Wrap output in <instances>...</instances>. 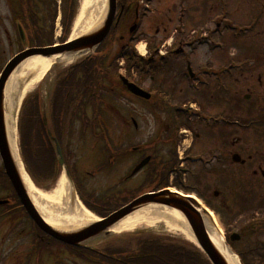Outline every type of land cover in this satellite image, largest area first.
Segmentation results:
<instances>
[{
  "label": "flooded vegetation",
  "instance_id": "1",
  "mask_svg": "<svg viewBox=\"0 0 264 264\" xmlns=\"http://www.w3.org/2000/svg\"><path fill=\"white\" fill-rule=\"evenodd\" d=\"M131 1L120 0L121 11L106 39V43L119 46L121 51L133 39L135 30L133 34L129 30L133 20L137 23V29L142 27L147 33L150 30L149 25L142 26V19L138 22L139 8H133ZM168 1V13L157 11L160 20L155 19L158 27L154 36L161 31L165 34L168 31L166 24L171 25L174 21L175 31L170 30L172 35L177 31L175 27L178 22L185 20L187 32L179 34V39L189 40L184 41V45L200 38L201 46L214 54L213 60L191 66L192 52H185V63L190 65L191 74L187 66L181 65L183 72L170 68V74L175 79L178 77L177 80L172 81L168 75L169 81H172L169 85L161 79L154 86L159 92L154 104L164 106V109H158L159 115L162 119L172 120V127L165 131L174 133L176 126L184 124L191 138L192 148L182 161L178 157L176 160L172 158L169 179L180 190L194 194L218 216L232 212L231 203L223 191L228 185H233L236 194L232 202L240 208L238 213H241L248 200L256 203L264 201V0ZM131 6L133 14L130 12ZM170 39V49H165L159 58L167 53L183 52H177L172 47L177 37L171 36ZM144 60V64L151 62L152 54ZM210 61L218 64H209ZM142 63L137 64V68ZM162 65L166 64L160 63V68ZM184 78L186 80H182ZM180 83L186 86L184 97V87ZM162 92L166 95L162 96ZM192 101L194 106L189 103ZM176 119L180 120L179 124L173 122ZM149 151L144 145L120 148L110 145L103 151L106 153V166L93 171L99 173L104 168L112 169V166L126 159L132 165L131 170L122 174L123 179L139 177V185L143 187L147 175L145 170L142 168L134 174L131 171ZM73 152L70 150V153ZM234 155L236 162L232 161ZM71 157L74 159L73 155ZM72 166V175L83 182L84 173ZM84 172L93 175V172ZM5 186L0 183V188ZM1 199L5 201L2 207H6L0 209V213L8 216L19 211L24 214L13 194H3ZM37 236L38 241L17 243L10 238L0 240V264H65V246L44 233ZM156 237H159V233L151 234V231L138 229L122 235L120 240H106L101 246L100 241L82 247L80 251L89 255L91 264H166L169 259L167 255H171L170 264H187L191 260V251L186 249L188 245L184 241L174 240L172 236V239L162 240ZM67 258L74 260L79 257Z\"/></svg>",
  "mask_w": 264,
  "mask_h": 264
},
{
  "label": "rangeland",
  "instance_id": "2",
  "mask_svg": "<svg viewBox=\"0 0 264 264\" xmlns=\"http://www.w3.org/2000/svg\"><path fill=\"white\" fill-rule=\"evenodd\" d=\"M37 1L36 7L39 11V17L41 19H46L45 24L43 26V29L48 32V36L51 39V42L53 43H60L61 39H66L69 37V35L72 33L73 26L60 30V26L56 25L53 21H51V13H52V7L53 4L49 0H46L45 2ZM76 1V16L75 20L81 16L80 8L82 4V0H75ZM61 5V0H57V7L59 9V6ZM133 7L139 8L140 16L138 17L139 21L142 19V26H150L149 33L142 30V27L138 29L139 31L137 33L134 32L133 41L132 44L136 41H140L146 44V49L149 50L148 54H155L152 55V61L150 62L151 68H147L148 66L137 68V65L135 67H131L130 71H125L121 68L122 62L121 60L116 61L117 69L112 70L116 71V74H118V71L122 74L129 75L133 81H135L137 84H141L145 89L149 90L150 92H155V84L160 82V80L166 81L164 84L169 85L172 81L177 80V78H174V75L170 74L169 69L172 68L175 71H184L182 66H185V62L181 57L178 56V54L173 53H167L165 57L159 58L160 56L158 53L154 52V49H159L162 44H164V41L166 39L170 38V30L173 31V23L171 25H167L168 31L163 34V32H159L158 36H154L155 30L158 27V24L156 23V20L158 19V12L168 13V8H170V3L168 0H134ZM158 11V12H157ZM145 13V14H144ZM144 14V15H143ZM151 14V15H150ZM156 19V20H155ZM74 20V21H75ZM75 23V22H73ZM74 25V24H71ZM186 30V29H185ZM62 33V34H61ZM177 34V33H176ZM60 35H63L62 37H59ZM47 36V37H48ZM148 37V39H147ZM136 38V39H135ZM166 39V40H167ZM184 41L188 42V39L185 40H179L176 43V46L173 48H177L176 50H182L183 53L192 52L190 59V65L191 66H198L200 63H206L209 60L214 59V54L207 51L206 48L201 47L198 44V41H194L191 43H188V45L184 46ZM27 46V43L25 41L23 44L19 43L16 26L12 21L9 8L7 6L6 0H0V71L5 65V63L13 57L16 53L21 51ZM114 45H110L109 52H114ZM133 49V48H132ZM165 49H168V45L165 44ZM134 50V49H133ZM164 50V49H163ZM135 52V50H134ZM219 59V58H218ZM78 60V59H77ZM216 62V61H215ZM161 64L162 65L160 68ZM69 63H63L59 62L54 64L48 73L44 76V78L34 87L31 91L28 92L27 95L34 96L37 95L40 97L41 100V107L47 106L48 98L50 92L53 90L55 83L57 82V78L61 72H64L65 68L68 66ZM121 64V65H120ZM159 64V66H158ZM209 64H214V62H209ZM218 63L216 62L217 65ZM182 65V66H181ZM147 68V69H146ZM145 70V71H144ZM148 70L151 71V74H148ZM144 71V72H143ZM111 72V71H110ZM143 72V73H142ZM146 73V74H145ZM167 75H166V74ZM145 74V75H144ZM114 73H110V78L113 76ZM168 75L171 76L172 81H169ZM115 78V77H114ZM115 80V79H111ZM183 80V79H182ZM163 82V81H162ZM115 86V85H114ZM180 86H183V92L182 97H184V92L186 90L185 83H180ZM117 87V86H115ZM124 93V94H121ZM102 100L98 106V114L103 118V126L108 132V139L110 140V145L113 147H127L130 145H150L153 144V146H156V152L155 156L163 157L165 155V152L170 149V145L167 143H164V140L160 138L161 130H162V118L159 111H154V107L151 106L150 103L143 102L137 98H133L132 96L126 94V92H123L121 89L116 95L111 92H107L103 90ZM26 95V96H27ZM19 112V111H18ZM86 119L88 122L91 121V119L94 117V113L92 112V109L90 107L87 108L86 111ZM129 115L132 116L133 119H130ZM19 116V121H20ZM17 120V118H16ZM134 121V122H133ZM72 130L69 132L65 131L66 127H63V130L65 133H63L64 139L67 138L66 144L63 146L64 150L67 151V154H70L71 151H75L77 156H80V167L83 169L87 168H94L95 170L97 167L101 168L104 167L107 163V159L103 158L100 159H93V153L92 147L95 146V141L91 137V135H86L85 137H79V127H80V121H74L72 122ZM94 123V122H93ZM91 122V132L92 135L96 134L98 135L99 129L96 128L95 124ZM137 128H135V126ZM94 132V134H93ZM70 134V135H69ZM69 135V136H68ZM16 136H17V148L19 153V158L21 159L20 150H19V140H18V133L16 129ZM154 138L157 139V141H153ZM100 145H102V142H99ZM68 145H76L78 146V149L75 147H70ZM80 146H87L89 149L88 155L90 158L85 157V152H81ZM70 149H67V148ZM98 155V154H97ZM105 158V157H104ZM83 159V161H82ZM162 159V158H161ZM164 157L162 161H164ZM22 160V159H21ZM97 160V163H96ZM96 163V165L94 164ZM76 164V165H77ZM131 164V161H128L126 159L122 160L121 162H118L114 166H112V169H106L104 168L102 170L101 177L99 175H96L98 172L92 171V176H86L85 178V184H83L82 189L85 192H91L92 194H96L98 198L105 196L109 194L111 191L114 193L120 191V193H125L128 191H131L135 189L137 184H139V177L133 178V180H124L122 177V174L124 175L127 170L129 169ZM99 170V169H98ZM115 173V175L113 174ZM55 183H46L42 184L43 187H37L38 190L46 191V193H51L55 191L59 187V175ZM91 177V178H89ZM166 185H169V181L165 182ZM151 185L157 186L156 183H151ZM49 186L47 189L44 187ZM171 187V185H170ZM4 188V187H3ZM132 192V191H131ZM3 191L0 190V196H3ZM237 213V208L235 212L230 216H223V217H215L216 222L218 226L221 228L223 235L227 237V234H231L232 232H238L241 233V227H244L247 224V221L252 213H256V215L259 216V218H264V205H260L258 208L256 206H251L250 203H247V205L244 207L243 212H241L239 215H235ZM239 216V217H238ZM8 216L2 215L0 213V240H8L7 238H10L12 241H16L19 243V241H30L32 238L29 235V228L26 231V226L28 224L24 219L17 218L15 221L16 223L13 225L12 221H9L7 219ZM141 226H152L151 228L157 229L161 234L159 236L163 238H171L173 237L174 240L177 241H184L185 238L183 235L176 230H171L167 225H165V222L163 220H160L159 223L156 224H148L143 223ZM139 227H136L134 229H137ZM24 228L26 231V237L23 235L19 236V231H21ZM133 231V230H132ZM129 231V232H132ZM242 240L238 244L235 245L237 249L240 251H248L250 248H253L256 242V245L259 246L258 251L257 249L254 252L253 256L246 255L245 258L249 259L250 264H264V247H261L264 245V232L261 234H257V237L253 235V233L243 232ZM121 237V236H119ZM184 238V240L182 238ZM109 240H116V237L113 235ZM248 249V250H247ZM257 252V253H256ZM248 254V253H246ZM68 264H71V261H69ZM78 264H83L79 261Z\"/></svg>",
  "mask_w": 264,
  "mask_h": 264
},
{
  "label": "bare ground",
  "instance_id": "3",
  "mask_svg": "<svg viewBox=\"0 0 264 264\" xmlns=\"http://www.w3.org/2000/svg\"><path fill=\"white\" fill-rule=\"evenodd\" d=\"M79 16L73 25L70 38L85 33L87 30L95 28L101 21L106 9V0H82ZM74 55H54L51 57L34 56L15 68L6 82L4 89V113L8 132V141L13 158L17 164L20 176L27 190V193L34 203L36 209L44 220L54 228L70 230L79 228L97 219L87 210L69 184L60 178L59 187L46 193L38 190L28 178L23 165L20 163L17 148L16 136V115L23 97L31 91L42 80L52 64L72 61ZM202 225L205 227L212 243L222 254L227 264H241L240 260L226 246L222 230L211 222V219L200 209H197ZM159 220H164L165 225L171 230H179L186 239L195 242L190 228L182 214L169 207L151 205L143 207L117 222L110 231L123 232L139 227L143 223L156 224ZM173 221V222H172Z\"/></svg>",
  "mask_w": 264,
  "mask_h": 264
},
{
  "label": "water",
  "instance_id": "4",
  "mask_svg": "<svg viewBox=\"0 0 264 264\" xmlns=\"http://www.w3.org/2000/svg\"><path fill=\"white\" fill-rule=\"evenodd\" d=\"M109 18L106 21H104L102 26H100L97 30H94L66 44H62L54 47H47V48H30L28 50H25L20 54H18L17 56H15V58H13L5 67L0 77V155L4 163L5 172L8 175L16 193L18 194L22 204L25 206L31 218L44 231L66 243L76 244L80 241H84L90 237H93L99 233L107 232V229H109L112 225L120 221L129 213L137 209H140L142 207H148L154 204H161V205L166 204L178 210L184 216L194 237L197 239L201 247L207 253L213 264H227L222 254L216 249V247L210 241L206 229L202 225L203 223H202V219L200 218V215L193 209L192 206H190L188 202H184V200H182V198L175 193H170L171 194L170 196L165 195L164 192L146 194L142 197L135 199L133 202L123 207L122 209L112 213L104 220L88 224L87 226H84L82 228L70 232H60L50 227L48 224H46V222L42 218H40V215L34 208L33 204L31 203L26 193V190L20 180L16 168V164L12 157L10 146L7 141L6 126L4 120V107H3V99H4L3 90L6 80L8 79L9 75L14 70V68L20 62H22L28 57L38 54L44 56H50L52 54H57V53H74V52H82L85 50H91L93 47H95L100 43V41L107 33L110 25ZM130 87H131L130 88L131 91H133L135 94L144 95L142 92L138 91L137 88L132 86ZM56 151L58 156H60L59 162L60 164H62L63 161L61 158V152L57 143H56ZM143 163L144 161L141 164ZM231 239H233V236H231Z\"/></svg>",
  "mask_w": 264,
  "mask_h": 264
},
{
  "label": "trees",
  "instance_id": "5",
  "mask_svg": "<svg viewBox=\"0 0 264 264\" xmlns=\"http://www.w3.org/2000/svg\"><path fill=\"white\" fill-rule=\"evenodd\" d=\"M65 2L66 0H64L61 20V24L64 29L69 26L70 21L73 18V11L69 5L70 0H67L68 5L66 6ZM31 29L33 31L31 43L42 45L51 41L50 38L44 37V31L40 28L39 21L33 14ZM64 113V110H62L60 117L53 118L51 128L55 133L60 131L62 128V123L64 120L62 114ZM20 140L23 160L31 176L40 183L51 177V175L54 173L53 171L55 165L54 152L52 148L53 146L48 139L40 120L39 103L37 98H33L31 101L26 99L23 103L20 121ZM203 262L209 264L205 260H203Z\"/></svg>",
  "mask_w": 264,
  "mask_h": 264
}]
</instances>
